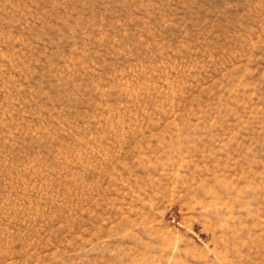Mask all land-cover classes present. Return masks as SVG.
<instances>
[{"label": "rangeland", "instance_id": "obj_1", "mask_svg": "<svg viewBox=\"0 0 264 264\" xmlns=\"http://www.w3.org/2000/svg\"><path fill=\"white\" fill-rule=\"evenodd\" d=\"M0 264H264V0H0Z\"/></svg>", "mask_w": 264, "mask_h": 264}]
</instances>
